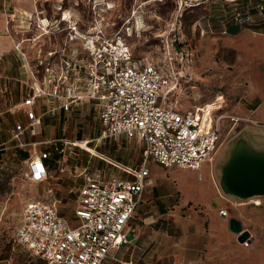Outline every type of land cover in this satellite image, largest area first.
Instances as JSON below:
<instances>
[{
    "label": "built area",
    "instance_id": "2783aa9c",
    "mask_svg": "<svg viewBox=\"0 0 264 264\" xmlns=\"http://www.w3.org/2000/svg\"><path fill=\"white\" fill-rule=\"evenodd\" d=\"M184 1L187 4L188 0ZM106 6V12L114 8L109 3ZM23 22L26 30L34 26L43 32L42 35L66 32L70 43H82L80 50H71L69 54L51 51L47 53L48 58L41 50L37 51L33 70L22 54L32 84L22 101L13 106L12 112L23 113L26 122L15 125L11 142L19 150L33 147V155L28 162V179L44 182L51 177L49 161L54 152L62 155L59 162L65 164L67 159L64 148L38 153V146L54 141L27 143V136L34 138L39 135L37 128L42 126L45 117L55 118L61 112L68 114L85 102L94 103L98 110L103 128L98 142L125 137L128 141L143 142L145 151L144 161L139 169L133 168L135 171L109 163L121 170L124 176L107 175L104 171H89L88 168L82 170L77 175L82 177V183L77 189L71 221L62 216L61 201L52 199L27 203L16 243L44 264L117 261L114 253L129 244L128 228L149 177V161L165 169L199 172L203 165L212 163L218 151L224 120L234 122L233 130L239 122L249 119L224 115L226 104L222 97L187 112L180 111L178 101H164L163 97L177 93L181 77L154 60L136 59L123 36L119 33L112 37L105 34L104 21L84 30L82 22L64 11L53 21L36 15L35 21L32 17ZM10 23H13L11 17L6 22L8 33ZM223 33L226 34L225 31ZM174 45L175 39L171 43L166 41L168 64L172 65L174 58L190 62L192 54L179 52ZM57 55L60 58L55 63ZM40 107L45 108L42 114L38 113ZM47 194L52 197L53 189H48ZM251 200L255 206L263 204L260 198ZM220 215L227 217L228 209L220 210ZM239 236L244 239V246H250L251 241L244 238L245 233Z\"/></svg>",
    "mask_w": 264,
    "mask_h": 264
},
{
    "label": "rangeland",
    "instance_id": "374dc122",
    "mask_svg": "<svg viewBox=\"0 0 264 264\" xmlns=\"http://www.w3.org/2000/svg\"><path fill=\"white\" fill-rule=\"evenodd\" d=\"M6 1L3 0L0 6L4 7ZM203 1L206 2L199 6ZM245 1H253L254 7L259 4L264 5V0ZM32 2L41 6L39 10H44V14L50 18V21L60 16V13L53 14V11H56L55 5L63 7L62 10H74L75 17L82 22L81 27L84 30L86 27L89 28L93 24L104 21L102 25L105 34L112 37L119 33L123 36L133 49L136 59L154 60L160 65L168 66L178 77L186 75V78H179L180 85L177 93L170 97H163L164 101L167 99L171 103L178 101L180 111L194 110L198 105L222 97L227 104L223 114L240 116L235 113L234 106L241 102V96L240 93L233 92L232 84L226 75L227 69L221 59V44H213L208 34L206 36L202 34L203 23H197V20H200L199 18L205 13H216L214 7L216 5L211 4L210 0H188L187 4L184 0H24L18 4V7L27 9ZM107 3L114 6L111 12L105 11ZM226 4L229 6V3ZM95 6L96 12L94 11ZM9 8L13 10V5ZM261 10L264 12L263 9ZM253 12L257 13V8ZM255 13L252 15L256 16ZM40 16L38 14L39 18ZM9 18L8 16L6 22ZM6 22L3 29H0V38L7 37L13 40L14 48L11 49V53L16 55L13 59L14 67L21 65L28 76V81L19 82L21 92L19 95L18 93L13 94L12 100L8 101L9 95L6 99L2 98L4 94L0 93V113L3 112L0 114V264H44L42 260L31 256L16 243L26 204L31 201L56 199L61 201L59 206L62 216L71 221L73 210L76 207L77 189L82 183V177L77 175L82 170L85 168L89 171L101 170L107 175H120V173L125 175L116 167L129 171L135 170L103 154L108 150V146L104 145L105 140L97 141L103 131L98 110L95 109L94 103L85 102L75 106L74 110L62 120L60 117H45L42 121V128H37V132L41 134L34 138L27 136V143L54 141L52 144L38 146V153L44 150L54 151L56 147L64 148L67 159L64 164L56 162L62 158V155L53 156L51 177L47 181L33 182L28 179L26 161L33 155V147L28 146L24 150H19L15 148V143L10 141L14 126L24 122L22 113L12 112L13 106L20 102V94L25 96L32 84V78L26 69L22 54L26 56L33 70L36 67L34 65L37 51L41 50L43 56L48 58L47 53L51 51L58 53L65 51L69 54L71 50H80L82 43L79 41L70 43L66 32L42 35L43 32L34 26L26 30V23L16 20L10 23L8 33ZM206 31L209 32L208 29ZM38 37L41 38L37 39ZM174 39V46L179 49V52L183 50L193 54L192 61L186 62L180 58H174L172 65L168 64L169 54L165 45L167 40L171 43ZM58 58L60 55L54 58L55 63L59 62ZM40 77L41 75L38 76L39 80ZM40 109L44 112V107ZM243 118L249 120L239 122L233 130L231 128L234 122L227 119L223 122L218 151L212 163H209L213 168L215 182L218 186L215 170L231 140L247 129L264 130V124L253 116ZM111 141L113 140H107L110 144ZM114 146L112 152L120 149L112 154L123 156V158L120 157L121 159L117 158L118 160H123L125 164L140 165L143 149L137 142H130L122 137L119 142L115 139ZM24 151L29 157L26 160H23L21 156ZM190 180L193 181V178L191 177ZM50 188L54 192L52 197L47 194ZM263 199L260 198V200ZM137 224L135 219L133 227L137 228ZM132 245L124 246L115 254L117 261L109 260L105 264H122V262L129 261L134 249Z\"/></svg>",
    "mask_w": 264,
    "mask_h": 264
},
{
    "label": "crops",
    "instance_id": "0c3cea01",
    "mask_svg": "<svg viewBox=\"0 0 264 264\" xmlns=\"http://www.w3.org/2000/svg\"><path fill=\"white\" fill-rule=\"evenodd\" d=\"M6 2L9 4L0 6V29H3L8 16L16 21H27L32 17L35 21L38 14L41 15L40 18L50 19L44 14V10H39L41 6L35 2L27 9L18 7L22 2L20 0ZM205 2H201L199 6ZM210 2L216 5V13H205L197 23H203L202 34H208L213 44H221V59L227 69L226 75L233 92L240 93L241 96V102L234 106L235 113L242 118L253 116L264 124V12L261 10H264V5L254 7L253 1L245 0ZM2 3L3 0H0V5ZM11 5L13 10L9 8ZM220 7L223 9H219ZM54 8L56 11L53 14L68 11L77 19L72 9L60 12L63 7L55 5ZM255 8L257 13L253 12ZM12 41L7 37L0 38V93L4 94L2 98L5 99L9 95L8 101L12 100L13 94L19 95L21 92L19 82L28 81L23 67H14L13 59L16 55L11 53L14 48ZM181 78H186V75ZM22 97L20 94V102ZM41 109L38 110L39 114L43 113ZM57 117L62 120L67 114L61 112ZM25 122L24 117L23 123ZM133 141L143 149L139 166L125 164L123 160L117 159L123 158L122 155L112 154L120 149L112 152L115 140L111 144L105 140L104 145L108 146V150L103 154L126 166L139 169L144 161L145 145L139 140ZM29 160L26 161L27 164ZM49 163L53 164V157ZM148 168L149 177L145 182L141 202L128 228L129 244L132 245L134 241V249L129 261L122 264H264V199L259 207L252 200L236 203L228 199L215 182L214 171L209 164L203 165L199 172L180 168L165 169L152 161H149ZM118 176L124 175L120 173ZM191 177L193 181L190 180ZM223 209H228L227 217L220 215V210ZM135 219L137 228L133 227ZM232 220L240 223L241 233H245L244 238L250 239V246H244L239 240V234L231 229ZM122 248L114 253L115 259V254Z\"/></svg>",
    "mask_w": 264,
    "mask_h": 264
},
{
    "label": "water",
    "instance_id": "95a60500",
    "mask_svg": "<svg viewBox=\"0 0 264 264\" xmlns=\"http://www.w3.org/2000/svg\"><path fill=\"white\" fill-rule=\"evenodd\" d=\"M215 175L222 194L236 203L264 198V130L247 129L236 135ZM231 229L240 234V223L232 220Z\"/></svg>",
    "mask_w": 264,
    "mask_h": 264
},
{
    "label": "trees",
    "instance_id": "16d2710c",
    "mask_svg": "<svg viewBox=\"0 0 264 264\" xmlns=\"http://www.w3.org/2000/svg\"><path fill=\"white\" fill-rule=\"evenodd\" d=\"M21 156L23 157V160H26L27 158H29L26 152H22Z\"/></svg>",
    "mask_w": 264,
    "mask_h": 264
},
{
    "label": "bare ground",
    "instance_id": "6f19581e",
    "mask_svg": "<svg viewBox=\"0 0 264 264\" xmlns=\"http://www.w3.org/2000/svg\"><path fill=\"white\" fill-rule=\"evenodd\" d=\"M20 51V50H19ZM67 143V142H66ZM69 144V143H68ZM260 202V201H259Z\"/></svg>",
    "mask_w": 264,
    "mask_h": 264
}]
</instances>
